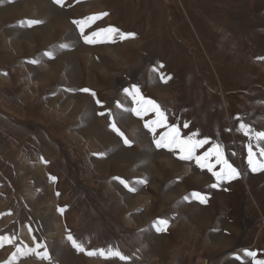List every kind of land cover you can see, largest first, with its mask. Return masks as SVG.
<instances>
[{"label":"rangeland","instance_id":"1","mask_svg":"<svg viewBox=\"0 0 264 264\" xmlns=\"http://www.w3.org/2000/svg\"><path fill=\"white\" fill-rule=\"evenodd\" d=\"M103 12L83 35L73 23ZM28 20L42 23L29 27ZM110 26L135 36L112 42L102 33L97 43L85 42ZM0 50V65L13 76L25 65L39 94L58 84L51 95H24L29 107L40 97L39 116H29L41 126L39 160L30 148L0 154V236L15 238L0 247V264L264 260V169L252 171L248 144L256 159L264 157L258 141L239 130L243 122L264 131V0H0ZM132 85L166 117L154 133L145 124L158 119L156 112L132 111L138 105L124 91ZM0 108L22 119L1 99ZM173 125L181 137L208 140L197 156L219 145L239 176L210 187L217 181L207 168L180 159L179 149L158 148ZM209 162L221 171L215 156ZM158 219L168 221L167 231H156ZM37 244L50 260L35 253L12 259L17 247L26 252ZM109 248L129 259L87 255Z\"/></svg>","mask_w":264,"mask_h":264},{"label":"snow or ice","instance_id":"2","mask_svg":"<svg viewBox=\"0 0 264 264\" xmlns=\"http://www.w3.org/2000/svg\"><path fill=\"white\" fill-rule=\"evenodd\" d=\"M57 4L63 5V0H55ZM107 12L98 13L90 17H86L84 20L79 21H73V23L77 24L80 27V32L83 35L84 28L86 25H90L91 23H94L96 20L103 18L104 16H107ZM24 23V22H22ZM27 25L30 27L32 25H37L42 23L40 20H28L26 21ZM105 34L106 39L110 40L112 42L114 41L115 36H119L121 40L127 39L129 37H134L135 33H124L121 32L120 29L116 27H108L106 29H100L97 32L91 33V35L84 36V40L86 43L92 44L97 43L98 40L97 37H100L101 34ZM60 47H66V45H61ZM45 55L49 56L50 58L53 56L52 52H47ZM260 59H264V57H261ZM32 63H38L39 61L33 60ZM163 67V65H161ZM154 71H158V69H153ZM161 79L165 80L167 82V79H171V77L165 78L163 75H161ZM84 92H89L90 90L85 88L82 89ZM128 95L132 96L133 100L136 101L138 107L135 109H132L136 113V115L141 116L143 113H146L148 111H154L157 114L158 119L156 121H151L149 123L145 124V127H148L153 133L155 132L154 125H165L166 124V117L164 113L160 110V106L156 104L153 100H145L144 97L141 95L139 88L136 85H132L131 90L125 89L124 90ZM93 96H95V92L91 93ZM97 104H101L100 100H96ZM117 107H122L119 103H117ZM100 115H104L103 112L99 113ZM111 113L109 112V115ZM188 125L185 124L184 127H187ZM111 127L114 131L119 133L122 137L124 134L120 132V129L117 128L115 121L112 122ZM239 130H242L246 136H250L251 138H254L258 141L256 147L259 148L260 156L264 157V147H261L260 143L261 141H264V131L254 132V130L251 128L250 125H247L243 122L240 123ZM124 143L129 144L130 141L125 137ZM208 143L207 139L203 140H197L195 139V134L187 137H181L180 130L175 125L170 127V131L166 133L165 135L161 136L158 140H156V146L159 147H165L169 150L173 149H179L180 151V159L182 160H195V162L201 167V168H207L212 174L216 177L217 183L210 185V187H218L219 183L221 181H230L232 179H235L239 176L238 170L232 166L228 162L227 159L224 158L223 149L219 145H215L212 149H210L208 152H205L201 156L196 155V150L198 148H201L204 144ZM248 164L251 167L252 171H257L260 169H264V160H258L256 159V154L253 151V145L251 143L248 144ZM103 155V154H101ZM212 156L216 157V164L221 165V171H213L215 165L210 163V158ZM53 181H55L56 177H51ZM125 185V187H128V184L125 181H121ZM140 183H146V181H140ZM129 191L135 192L136 189L129 188ZM59 195V193H57ZM192 197L198 199L201 203H207V197L204 195H201L198 192H194L191 194ZM185 200L189 199V197H185ZM61 213H63L64 209H60ZM154 226L156 227L157 232H163L167 231L168 221L166 219H158L154 222ZM35 239V238H34ZM68 240L72 242V245L81 252L85 251V248L81 243H78L76 239L73 238L71 234L68 235ZM14 244L15 238L9 237L6 235L0 236V247H3L4 244ZM41 245L37 244L35 249H27L25 252L24 250L17 247L16 252L12 254V259L15 260L17 254L20 255H26L28 253H35L39 258L41 259H51L50 256H48L47 252L44 253L37 252L36 249L40 248ZM87 255L89 256H103L105 258L109 257H119L121 260H127L128 257L124 256L119 249H112L109 248L107 251L105 249H99L94 251H88ZM246 255L249 257H255L256 253L253 251H246ZM11 264V262H9ZM255 264H264V260H256Z\"/></svg>","mask_w":264,"mask_h":264},{"label":"crops","instance_id":"3","mask_svg":"<svg viewBox=\"0 0 264 264\" xmlns=\"http://www.w3.org/2000/svg\"><path fill=\"white\" fill-rule=\"evenodd\" d=\"M4 57V54L0 50V59ZM0 68L3 70L0 71V99L5 102L6 106H9L10 110L14 111L22 118L17 121L14 114L5 113V111L0 108V134L2 135V138H0V154L2 152L9 154L15 151V149L27 152L30 148L31 154L33 156L35 154L38 161L41 126L39 120H32L29 116L34 118L39 116L36 110L38 105L34 102L39 101L40 97L35 99L36 101L33 99V105L29 107V105L26 104L28 99L24 98V95H51V93L58 88V84L51 85V82L45 84L47 90L39 94V91H42L38 84L39 82H37L33 75L24 74L28 71L27 69L24 71L25 68H27L25 65H19L15 69L16 76L9 74L8 66L4 67L0 65ZM62 87H64L63 90L66 91V86L63 85ZM52 95L55 94L53 93Z\"/></svg>","mask_w":264,"mask_h":264},{"label":"built area","instance_id":"4","mask_svg":"<svg viewBox=\"0 0 264 264\" xmlns=\"http://www.w3.org/2000/svg\"><path fill=\"white\" fill-rule=\"evenodd\" d=\"M220 95H221V103H224V102H226V97H225V92L224 91H220ZM200 262V261H199Z\"/></svg>","mask_w":264,"mask_h":264},{"label":"bare ground","instance_id":"5","mask_svg":"<svg viewBox=\"0 0 264 264\" xmlns=\"http://www.w3.org/2000/svg\"><path fill=\"white\" fill-rule=\"evenodd\" d=\"M48 104V103H47ZM29 105V104H28ZM64 141V140H63ZM81 152V151H80ZM46 170V169H45ZM39 180V179H38ZM201 258V257H200ZM203 258V257H202ZM199 262V261H198Z\"/></svg>","mask_w":264,"mask_h":264}]
</instances>
